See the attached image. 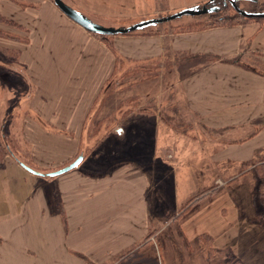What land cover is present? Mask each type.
I'll use <instances>...</instances> for the list:
<instances>
[{"label": "crops", "instance_id": "0c3cea01", "mask_svg": "<svg viewBox=\"0 0 264 264\" xmlns=\"http://www.w3.org/2000/svg\"><path fill=\"white\" fill-rule=\"evenodd\" d=\"M63 1L105 27L162 18L148 12L130 26H116L132 8L139 16L140 3L149 0ZM168 1L180 12L210 0ZM2 18L0 31H9L11 39H0V47L17 53L13 67L30 86L23 100L33 117L10 121L0 114V137L20 123L17 137L30 147L34 168L57 172L80 157L85 123L115 71V49L52 0H0ZM113 43L127 59L171 62L165 66L181 78L186 105L219 139L209 142L200 131L192 138L179 135L158 115L140 113L76 169L57 177L34 175L7 157L0 167V264H121L118 258L137 250L127 264H157V237L147 238L152 224L164 221L169 224L157 235L177 222L188 241L210 237L215 249L230 250L240 264H264L254 181L251 173L242 176L264 156V29L121 35ZM174 53L220 61L191 59L179 67ZM214 168L237 180L231 191L211 195L222 182ZM198 197L193 221H169L167 213Z\"/></svg>", "mask_w": 264, "mask_h": 264}, {"label": "rangeland", "instance_id": "374dc122", "mask_svg": "<svg viewBox=\"0 0 264 264\" xmlns=\"http://www.w3.org/2000/svg\"><path fill=\"white\" fill-rule=\"evenodd\" d=\"M152 2H150V0L149 2H145V3L141 2L138 9L139 16L135 15L134 8H132L131 15L129 17L125 16V20L116 21L115 25L126 26V27L130 26L135 22L139 21V19L143 17L144 13H148V12H152V14H146V15L149 16L154 15L152 17H167L180 10V8L178 9L172 8L173 4L169 3L168 0H152ZM209 2H205L200 6L203 7L207 5ZM147 4L150 6H148ZM237 6L241 10H244L249 13L264 12V0H258V2L256 3L251 1H242L238 3ZM221 10L222 8L220 7V11ZM236 12L237 11H235V9H232L230 7L228 11H223L217 17H215V19L211 18L208 19L206 22L204 19H202L200 22V20L198 19H193L195 17H184L182 19L172 21L171 23L169 22V24L166 23V25H163L160 28L155 29L151 32L148 33L138 32L136 34H133L132 36H139L144 34L152 36L163 33L170 35L193 34V33L174 34V32L177 31L181 32L182 30L188 31L196 28L198 29L200 27H194V26L190 27V25L195 23L199 25V22L201 23L200 24L201 28L212 26L211 24L219 26L221 24L220 20L222 19L232 20L233 23L237 24L236 26H244V27L251 26L256 28V30L257 29L263 30L264 19L263 20L248 19L242 17L240 14ZM4 19L5 18H2V20L0 21H5ZM199 32H203V31H199ZM114 37L116 36L107 37V42L105 41V43H107V45L110 46V48L115 49L113 50L116 53V64L119 61L117 64V70L115 66L116 72L114 71L115 73V74L113 73L114 76L112 75L113 77L111 76L112 78L110 77L111 79H109L111 80L109 84L112 83L115 84L113 90L114 93L116 94V97L113 98L112 96L111 99L110 98L107 99L104 95L100 94L99 99L97 100L96 104L92 109L93 112L90 113V115L88 116L87 121L90 128H88L89 130L84 131L83 139H82L83 143L81 144L82 146L81 151H85L86 156L88 157L91 156L94 148L97 145V142L100 139H102L104 135H106L104 138L105 140L109 135L115 134L116 129L119 126L123 125V127L124 126L126 127L129 123L127 122L126 124H122L123 122H125L126 120L133 121L134 117H136L140 113L156 114L153 111L154 110L153 108L155 107L154 104H159L162 101L166 102L168 100L167 98L170 95H172L174 98L173 102H177V100L178 103H182V104L188 102L184 94L185 92L184 88L182 85H180L178 81L180 77H177L176 73L174 72L173 69L170 68V66L168 68L165 66V65H170L171 62L160 64L159 62H155V61H135L124 58L119 53L120 51L116 48V46L113 43ZM0 39H11V35L9 31H0ZM173 55H176L178 57H184L192 54L174 53ZM183 61L184 60L180 59V62L178 64L179 67L182 65L180 63ZM202 62H204V60ZM17 63L18 62H17L16 52L12 51L9 48L0 47V114L2 115V117L4 116L3 118H7L8 120L10 119V121L15 119L16 115H24L25 118L33 117V112L32 110L29 109L28 103L25 102V100H23L26 97V95L30 92V86L25 80V78H23L22 76L23 74L22 73L20 74V72L16 70L15 67H13V65ZM251 63L253 64L252 61L248 62V64ZM151 64H154V67L156 66L154 71L155 74L151 73V74H145V75H139L133 77L134 75H132V73L134 69L140 68V66H144V65L148 66ZM124 78L127 80H124ZM176 84L179 85L176 86ZM95 119H99L102 124L98 127L97 126L91 127L92 121ZM168 126L172 128L179 135H184L192 138V136H196L195 134L198 133L196 131H200L199 133H204V136H206L205 137L206 140H208L209 142H211V140L215 141L219 139V136L215 135L216 132H212L203 127L200 128L195 126L194 129L191 127L190 128L191 130L189 131H186L184 129L178 131L174 129L172 126L170 125ZM45 128L47 129L48 126H45ZM21 129H22V125H20V123L15 121L14 123H12V126L9 127V131L5 132L3 135H9L10 136L9 139H12L15 142L14 151L16 152V155L19 156L23 161L33 165L30 162L31 161L30 147L24 145L21 137H17L21 135L20 133ZM53 129L55 128L51 126L52 131ZM92 129L97 132L95 134H92L91 131ZM86 133H88V136L86 135ZM263 158L264 156L261 157V159ZM213 171L214 173H216L215 174L216 177L217 175H219L222 182H219V184L212 186V188L210 189L211 191L210 193L213 194L211 195L212 196L216 195L219 191L218 188L221 186H223L224 189L223 191L227 189L231 191V189H233L235 184L234 182H231L233 180V177H230L229 175L224 177L223 173H221L219 169L214 168ZM41 177H50V176H41ZM225 182L228 184L227 186H224ZM261 183H262L261 186L264 187V180ZM197 204L198 203L195 202L193 203V205H191V207L185 209L188 205L187 204L186 206H184V208L180 209L178 212H169V214L167 213L168 215L167 218L170 221L176 218L178 220L181 218L182 221L186 218H190V216L193 215ZM190 220H192V218H190ZM190 220H189L190 225H192L193 220L192 221ZM185 223H187V221ZM167 224H169V222L166 221H164L162 224L153 223L152 228L150 230V235H152V237L155 238L157 237V244L159 248V257L157 264H222L224 261L226 262L225 264H235L236 261H238L239 263L241 262L231 253L230 250H224L226 251V253H224L223 251L215 249V247L212 246L213 244L212 241L201 240L200 242H197V244H195L196 243L195 241L192 240L188 241L187 239H185V236L182 233V229L180 227H177L178 224H180L177 222H174L175 225L170 226L169 229L157 235L156 233L160 231L162 226H165ZM201 243L203 245H201ZM137 253L138 252H136L135 254ZM129 258L131 261H133L136 257L134 254H131V256L126 257L125 259L118 258V261L121 260L120 261L121 264H127L129 262Z\"/></svg>", "mask_w": 264, "mask_h": 264}, {"label": "trees", "instance_id": "16d2710c", "mask_svg": "<svg viewBox=\"0 0 264 264\" xmlns=\"http://www.w3.org/2000/svg\"><path fill=\"white\" fill-rule=\"evenodd\" d=\"M254 3H256V2H254ZM205 6H210V7H212V6H215V7L220 6L222 8V10L217 12V13H213V14H209V15H205V16H201V17H195L193 19H198V20H200V22H201L202 19H204L205 22H206L208 19H211V18L215 19V17H217L221 12L228 11L230 7L232 9H235L230 4L225 5V0H212V2L209 3V5H205ZM261 20H263V19H261ZM220 21H221L220 22L221 24L219 26L211 24L213 27L212 26H209V27L208 26L207 27L203 26L205 28H201V26H200L201 23L200 22H199V25H197V23L191 24L190 27L194 26V27H200V28H198V29L196 28V29H192V30H188V31L182 30L181 32L177 31V32H174V34L195 33V32L204 31V30L212 29V28L232 27V26H236L237 25L236 23H233L232 20L222 19ZM167 24H169V22ZM163 25H166V23L162 24V25H159V26H157L155 28H149V29H146L144 31L132 32V33H129L127 35H133V34H136L138 32L139 33H146V32L148 33V32H151V31H153L155 29L160 28ZM158 33H160V32H158ZM94 36L100 38L104 42L105 41L107 42V37L99 36V35H94ZM180 59L184 60V61L191 60V59H197L199 61H203L204 60L205 63H212V62L220 61L219 58H214V57H211V56H195V55L179 57V60ZM228 61H230V60H228ZM118 62H117V64H118ZM117 64H116V70H117ZM155 67H154V64H151V65H148V66H145V65L144 66H140V68L134 69L132 75H134L133 77H135V76L151 74V73L155 74V72H154L155 71ZM124 80H127V79L124 78ZM110 81L111 80H108L107 84L105 85V87L103 88V90L101 92V95H104L107 99L108 98L111 99L112 96H113V98L116 97V94L114 93V90H113L115 84L114 83L109 84ZM167 99L168 100L166 102L162 101L159 104H154L155 107L153 108L154 109L153 111L156 113V115H158V117H159L161 122L172 126L174 129H176L178 131H180L181 129L189 131V130H191L190 129L191 127L194 129L195 126L196 127H200V128L202 127L201 123L199 122L198 115L190 110L189 106L186 105L187 103H185V102H184L185 104L178 103V100H177V102H173L174 98H173L172 95H170ZM92 112H93V110L91 111V113ZM127 122H129V121L126 120L122 124H126ZM101 124L102 123H101V121L99 119H95V120L92 121L91 127H96V126L98 127ZM87 125H88V121H86V123H85L84 131L85 130H89L88 128H90V127H89V125L87 127ZM118 129L119 130L123 129V125L119 126L116 130H118ZM84 131H83V134H84ZM91 131H92V134H95L97 132V131H94L93 129ZM86 135L88 136V133H86ZM105 136L106 135H104L102 137V139H100L97 142V145H96V147L94 149L99 148V146L102 144ZM9 138H10L9 135H2L0 137V167L4 164L5 159L7 157L11 156L18 163H20L23 167H27V168H30V169L38 172V173H42L40 170L35 169L33 165L23 161L19 156L16 155V152L14 151L15 142L12 139H9ZM82 139H83V137H82ZM82 143H83V141L81 142V144ZM80 156L85 157L86 156L85 151H80ZM244 167H246V165ZM247 173H251L252 174V177H253L252 179L254 181V187H255L253 197H254V201H255V205H256V209H257V215H256L254 221L257 224H259L260 226L264 227V187L261 186V184H262L261 182L264 180V158L260 159L254 165V167L252 169L243 172L242 176L246 175ZM43 176H49V175L48 174H44ZM236 181H237L236 179H233L231 182L236 183ZM218 189H219L218 192H221V191L224 190L223 188H218ZM200 199H201L200 197L193 199L192 201H190L188 203V205H187V207L185 209L191 207V205H193V203L197 202ZM171 219H172V217H171ZM151 238H152V235H149V237L147 238L148 241ZM207 239H209L210 241L212 240L210 237H208ZM200 240H201V238H200ZM137 251L131 252L129 254V256H131V254L136 255L135 253ZM223 252L226 253V251H223ZM235 264H240V263L238 261H236Z\"/></svg>", "mask_w": 264, "mask_h": 264}, {"label": "water", "instance_id": "95a60500", "mask_svg": "<svg viewBox=\"0 0 264 264\" xmlns=\"http://www.w3.org/2000/svg\"><path fill=\"white\" fill-rule=\"evenodd\" d=\"M242 1H251V2H258V0H225V5L230 4L238 14H240L244 18L248 19H264V12H255V13H249L244 10H241L237 5L238 3ZM55 6L64 14L66 15L70 20L78 24L80 27L85 29L91 34L99 35V36H105V37H113V36H120V35H127L132 32L137 31H144L148 28L157 27L161 24H165L168 22H172L178 19H182L184 17H201L213 13H217L220 11V7L215 6H196L191 7L187 9H183L178 13L172 14L167 17L162 18H156V19H150L141 21L137 24H134L127 28H112V27H105L98 23H95L90 18H88L83 13L75 10L68 4H66L63 0H53ZM212 0L209 2L211 3ZM209 3L207 5H209ZM83 161V156H80L74 163L67 166L66 168H63L62 170H59L57 172H54L52 174H49L50 177H57L60 175H63L65 173H68L74 169H76ZM26 170L31 172L32 174L43 176V174L38 173L30 168L24 167Z\"/></svg>", "mask_w": 264, "mask_h": 264}]
</instances>
